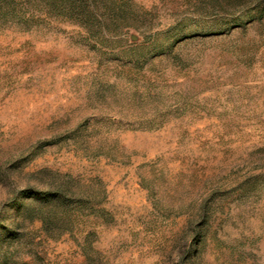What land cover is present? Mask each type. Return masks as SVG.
Here are the masks:
<instances>
[{"label":"rangeland","instance_id":"obj_1","mask_svg":"<svg viewBox=\"0 0 264 264\" xmlns=\"http://www.w3.org/2000/svg\"><path fill=\"white\" fill-rule=\"evenodd\" d=\"M0 264H264V0H0Z\"/></svg>","mask_w":264,"mask_h":264},{"label":"trees","instance_id":"obj_2","mask_svg":"<svg viewBox=\"0 0 264 264\" xmlns=\"http://www.w3.org/2000/svg\"><path fill=\"white\" fill-rule=\"evenodd\" d=\"M25 195L28 199L36 200L40 206L49 205V204H67L69 198L62 191H45V190H37V189H28L25 192ZM29 207L27 203H22L20 208L24 210Z\"/></svg>","mask_w":264,"mask_h":264}]
</instances>
